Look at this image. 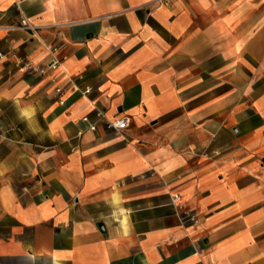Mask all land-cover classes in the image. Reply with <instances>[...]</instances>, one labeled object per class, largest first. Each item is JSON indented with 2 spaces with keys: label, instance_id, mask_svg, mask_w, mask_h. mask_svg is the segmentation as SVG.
<instances>
[{
  "label": "crops",
  "instance_id": "0c3cea01",
  "mask_svg": "<svg viewBox=\"0 0 264 264\" xmlns=\"http://www.w3.org/2000/svg\"><path fill=\"white\" fill-rule=\"evenodd\" d=\"M0 264H264V0H0Z\"/></svg>",
  "mask_w": 264,
  "mask_h": 264
},
{
  "label": "built area",
  "instance_id": "2783aa9c",
  "mask_svg": "<svg viewBox=\"0 0 264 264\" xmlns=\"http://www.w3.org/2000/svg\"><path fill=\"white\" fill-rule=\"evenodd\" d=\"M20 27L28 28L30 26L25 20H22ZM84 120H87V118H84ZM129 123H130V119L127 116H123V117H118V118L107 119L106 120V127L119 132V131H123L124 129H126L129 125ZM90 128L95 129L96 125L92 124L90 126ZM176 197L177 196H174L175 199H176ZM188 218L190 220H194V218L192 216H188Z\"/></svg>",
  "mask_w": 264,
  "mask_h": 264
}]
</instances>
